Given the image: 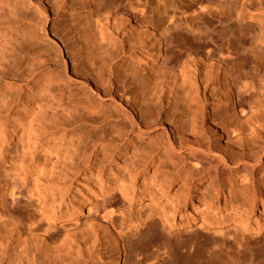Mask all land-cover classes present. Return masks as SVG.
Here are the masks:
<instances>
[{
  "label": "bare ground",
  "instance_id": "1",
  "mask_svg": "<svg viewBox=\"0 0 264 264\" xmlns=\"http://www.w3.org/2000/svg\"><path fill=\"white\" fill-rule=\"evenodd\" d=\"M89 1L90 0H84V3L88 4ZM127 1L128 6L126 8L117 9L114 6L115 4H101L94 9L89 8L92 18L86 19V26L82 29L83 46L86 47H83V49L80 48L82 49L81 52L78 51L75 55H79L82 51H85L87 54L86 61L81 65V71L85 75L82 78L84 88L86 90L88 89V92H91L93 99L96 101V98L100 100H110L112 104H114L115 109L125 118V125L129 126L131 132L141 134L142 136L151 135L153 127H155L159 121L164 125L160 112L155 116L147 114V112H150V109L146 106V102L151 104L152 101H156L157 105L168 101L173 103L175 100H181V96H183L184 99L194 101L200 90H217V93L225 104L231 103V118L226 115L220 117L210 105H208L207 108L209 109L208 119L210 125L206 130L204 125L197 123L196 120L184 122L182 118H177L170 125L169 131L172 134V138H170L171 145L166 149L170 157H180L181 155L187 154L191 155L190 163L193 164V169L198 175H204L203 171L206 169L207 163L214 162L219 164L220 166L215 176L213 175L211 177V184L214 185V193L208 199L202 196L201 192L206 190L207 187L201 186L200 184L194 192L192 189L187 191L183 197H175L173 199L172 213H178L181 205L187 207L191 204L193 208L196 204L201 202H207L212 214L216 212L215 206H212V204L215 203V199L218 201L219 197L224 193L223 178L221 177L222 175H219V171L227 170L228 166L231 164V166L237 168L229 178L231 185V211L239 216H244V220L240 222L239 225L244 232H248L251 238H257L264 233L263 52L261 51L262 54L259 53V55L252 58L237 57L234 52L235 48L232 50L233 47L230 48V46L223 48V51V49H221L223 44L219 51H211L209 49L207 53L196 52V54H198L195 55L194 58H191L193 55L187 56V65H182L181 63L183 61H178L172 67L167 68V66H164L162 70H165V74L158 78L153 76L151 74L152 72L148 71L146 67L142 65L143 63L149 64L153 71L161 65L163 66V61L165 60V51L161 40L157 39L158 37L155 35L156 28H154V26L156 22L153 19V15L155 11L157 13L162 10V22L169 21L176 23L181 21V16L184 20L183 15L188 11L186 12L179 7L180 5L177 6V4L172 3L171 5H168L169 3H163V6H160L162 4H158L159 6L154 5L155 8L151 7V10H149L148 5L150 4V0H144L145 2L142 0ZM156 1L157 3L159 2L158 0ZM178 1L179 0H174L175 3ZM230 1L231 0H196V5H192V7L206 9L209 11V16L219 17L221 21L226 17V13L225 16L222 15L223 18L220 19L221 13L220 16L216 14L213 15V10L215 9L216 13L219 10V12L222 10L224 11L223 8H225V5L229 7L228 4ZM251 1L252 2L248 1L247 5H251L252 3L264 5V0ZM151 2H153V0ZM241 2L246 3L247 0H242ZM17 4L19 6L27 4L30 7H36L39 17L43 21L42 30L45 31V33L46 29H44V25L47 24L49 19V0H0V103L2 105H6L7 99H9V93L11 89H13L14 82H18L14 80L17 76L16 72L22 69V67H19L20 64L17 58L12 62L11 58L7 56L10 42L14 41L22 33L20 28L23 17L21 15L17 17L15 14ZM186 8L188 9V6ZM230 8L231 7H229V9ZM229 9L226 8L227 11ZM192 10L193 15H195L197 9L194 8ZM229 13L231 12L229 11ZM139 14L141 17H139ZM12 17H15V20L7 21ZM195 19H197V17ZM211 19L215 20L214 18ZM224 20L226 21V19ZM186 24L187 22L185 25ZM194 24H192V26ZM188 26H191V24L189 23ZM197 26L195 25V27ZM129 27L132 30V37L130 39L120 38L119 34ZM193 27L191 30L194 29L193 31H198V27L197 29ZM261 32L262 31H260V33ZM260 33L259 35H261ZM262 35H264V32ZM259 37H257L256 41H258ZM254 38H256V36ZM53 43L56 45L55 54L52 56L53 61L67 69L71 47L66 44V40L63 37L59 41L53 40ZM255 50H257V48H255ZM94 51H101L104 55L105 59H102L103 61H101L100 65L92 61L91 56H93L92 54ZM74 60H76V58ZM117 62H119L120 68H117ZM34 64H36V62ZM29 65L31 68L33 67L32 64ZM11 66H13L12 70ZM41 68L42 66L32 68L31 75H37V79L34 81L29 91L28 98L26 100H19L18 108L14 113L8 115L12 118L13 131L10 132L11 138H16L24 134L21 136L23 148L25 149V153L27 152L31 158H33L37 152H46L49 141L56 142L60 137L57 136L58 132L61 131L58 129H52L53 131H49V129L46 130L44 126L47 125L49 127L50 124H45L42 129L46 131L43 132L40 128L42 135H39L37 134L40 133L39 128H35L38 127L35 126V123L42 125L47 120H51V118L53 119L54 117V112H51L50 107V112H45L47 110L41 109L40 104L42 101L36 100L37 95L45 91L43 84L44 80H49V82L52 80L49 76H42ZM129 72H131L130 76L127 74ZM142 72H147L148 80H150L149 82L141 75ZM128 76L129 78H127ZM129 79H132V83H134L133 87L127 86V81ZM59 88L61 89V87ZM146 92L148 93L147 97L150 99L145 97ZM43 111L45 113L44 115L42 114ZM146 115L149 116L147 117ZM150 116L151 118H149ZM148 119L151 121L148 122ZM64 127L67 126L65 125ZM232 135H236V137L232 138ZM222 137L227 139V147L225 148H221L218 144L219 139ZM235 141L237 143H235ZM134 142L135 140L133 139L131 146ZM228 145H231V150L228 149ZM184 150L187 154H183ZM64 158L65 163L67 162L66 159L68 160V166L70 165L73 167L75 172L78 171L71 154L67 155L66 153ZM65 167H67L66 164ZM116 169L115 172L110 173L112 174V178L107 177L106 179H104V174H97L94 176L92 170H90L89 175H85L82 179V183L78 184L79 188L74 191L65 205L60 202L56 207L55 205L49 207L45 206L46 203L43 194L48 190L46 189L48 185L45 183L44 185L34 184V189L26 192L25 199H27V201L23 205L16 203L15 207H12L8 205L4 197L0 196V256L3 254L2 259H0V264H66L68 261L87 252L89 244H91L92 248L97 243L101 245L99 231H103L104 238H107L108 242L112 244L111 247L113 252V255L108 257L103 264L226 263L218 257L217 259H211L209 256L211 250H216V246H218L219 249V245L222 244L220 243L214 246L216 244V241L213 240L214 238H211L212 240L200 242L197 248L192 252L189 250L183 251L185 247L178 246L174 251V262L171 260L170 263L166 262L162 256V252L167 253L170 251L168 249L169 246L164 243L157 245L156 253L147 255L142 259L139 257V260L137 259L134 263L131 262V259L127 261L128 254L124 243V224L113 218L112 211L106 212L108 206H104L103 212L106 213L100 217V220L97 221L96 224L92 225L90 231L86 230L82 233H75L74 228L69 227L68 223L78 222L82 215L88 214L93 209V207L90 206L91 203L98 197L101 198L102 195L106 194L105 189L108 188L107 185L112 184L115 180L124 183L125 179L122 177L120 179L117 178L118 169H120V167L118 168L117 166ZM136 169L137 174L148 172L151 169V164L141 165ZM153 173L155 174V172ZM201 177L203 176H200L198 180L204 179ZM48 179L46 183L53 181L50 177ZM147 179L152 181L154 178H145L144 181ZM36 183H38V180ZM144 186L146 189L141 192L132 190L133 187L131 190L126 186L121 187L118 188L119 193L117 194L129 199L130 202L136 201L141 207L149 205V203H155L153 197L149 198L147 195L149 191L147 186ZM43 188L44 190H42ZM236 191H247L252 199L251 202L243 198V203L238 208L237 201L232 199V195ZM8 195L9 197L14 196L12 193H7V196ZM35 197L37 198L36 200ZM144 198H148L149 202H143ZM257 199L261 201L260 206H257L255 202ZM12 203H14V201H12ZM109 205L112 207L111 204ZM213 205L217 206V204ZM34 206H37L36 213L31 212L26 216L21 215V210L28 212L29 209H32ZM217 207L218 209L220 208L219 205ZM236 207L238 210H236ZM162 210V215L165 217L166 223L170 225V227L205 228L214 231L216 234H223L225 233L223 228L230 225V223L226 221H219L216 223L208 221V218L205 217L208 212L205 211L203 219L197 224H194L195 218L187 215L186 217L190 219V221L177 226L174 224L175 216H170L169 214H171V212L167 211L165 208H162ZM5 217L8 218L6 221H4ZM211 217H214V215H211ZM57 224L61 228H57ZM236 225L237 224H231V227L233 228ZM9 227H11V230H9ZM53 230L55 232H52ZM157 236V230L152 229L150 233L138 238V242L147 241L153 243L156 242L155 238ZM14 238L23 239L25 249H23V247L22 251H17L16 247L12 245ZM225 243L226 242L222 244V249H226V247L229 249L232 247L231 244L233 242H229L224 246ZM233 245L235 246L234 243ZM236 246H238L237 243ZM213 247L216 248L213 249ZM138 248L133 250V254H135L136 257L141 256L140 249L138 250ZM137 251H139V253H137ZM212 253L210 252V255ZM101 255L102 254L99 252L98 258L102 261L103 258ZM92 264H94V262Z\"/></svg>",
  "mask_w": 264,
  "mask_h": 264
},
{
  "label": "rangeland",
  "instance_id": "2",
  "mask_svg": "<svg viewBox=\"0 0 264 264\" xmlns=\"http://www.w3.org/2000/svg\"><path fill=\"white\" fill-rule=\"evenodd\" d=\"M142 1L145 2L144 0ZM151 1L152 8L158 4L163 6V3H169L168 5L172 3L177 4V6L180 5V8L186 12L188 11L183 15L184 20L181 16V21L170 22L167 25L161 21L163 19L162 10L158 11L160 13L155 11L156 14L154 13L153 19L156 22L155 26L158 27L154 26L156 28L155 35L158 37L157 39L161 40L165 51V60L163 61V66L161 65L153 71L149 64H142L143 67L152 72L153 76L159 78L165 74V70H162L164 66H167V68L172 67L178 61H183L181 64L187 65V56L193 55L191 58H194L198 53L209 52V49L211 51H219L223 44L221 49L230 46V48L233 47L232 50L235 48L234 52L237 57L252 58L259 55V53L262 54L261 51L264 54V37H262L264 36L262 35L264 32V5L256 3L247 5L248 1L252 2L251 0H247L246 3H242V0H231L228 4L231 7L230 9L225 5L224 11L219 12V10L216 13L215 9L213 10V15L220 16L221 13L220 19L226 13V17L220 21L219 17L209 16L208 10L199 12V15H193L192 9H197L196 12L199 10L198 7H192V5H196V0H193L194 2L192 0H181L182 2L179 0L176 3L174 0H158V3L154 0V4ZM101 4H115L114 6L119 9L126 8L128 1L90 0L88 4H85L84 0H49V19L47 24L44 25L46 33L42 30L43 21L40 19L36 7H30L27 4L19 6L17 4L15 14L17 17L19 15L23 17L20 28L22 33L14 41L10 42L7 56L11 58L12 62L17 58L20 64L19 67H22V69L16 72L17 76L14 80L18 82H14L6 105L0 103V196L4 197L8 205L12 207H15L16 203L23 205L27 201L25 199L26 192L34 189L33 186L36 184L44 185L45 183L48 185L46 188L48 189L47 192L43 194L45 206L55 205L56 207L60 202L65 205L74 191L79 188L78 184L82 183L85 175H89L90 170H92L94 176L104 174V179H106L107 177L112 178L110 173L115 172L118 166L120 169H118L117 178L120 179L122 177L125 179L124 183L115 180L112 184L107 185L106 194L91 203L90 206L93 209L88 214L82 215L78 222L68 223L69 227L74 228L75 233L90 231L92 225L96 224L104 213L112 211L113 218L124 224V243L128 254L127 261L131 259V262L134 263L139 257L142 259L147 255L156 253L157 245L164 243L169 246L168 249L170 251L167 253L162 252L161 254L165 261L170 263L173 260L175 261L173 256L175 255V248L178 246L185 247L183 251L189 250L192 252L200 242L214 238L213 240L216 241L214 246L224 242H226L224 246L229 242H233L235 246L232 243V247L229 248L231 250L227 247V250L222 249V244L219 245V249L218 246H216V250L214 249L216 247H213L214 250L210 251L211 253L213 252V255H210L209 252L211 259H217L218 257L224 263L226 262L225 264H264V233L257 238H251L248 232H244L239 225L244 220V216H239L231 211V185L229 178L236 171L237 168L235 166L230 164L227 170L219 171V175H222L221 177L223 178L224 195L222 194L218 201L214 200L215 203L213 204L219 205V209L216 205L210 203L215 206L216 212L212 214L207 202H201L193 208L191 204L187 207L181 205L178 213H174L175 215L172 213L173 199L175 197H183L189 190L193 189L194 192L200 184L207 187L206 190L201 192V195L207 197V199L210 198L214 193L211 177L215 176L220 165L214 162L207 163L206 169L203 171L204 175H198L193 169V164L190 163L191 155L187 154L185 150L183 154L186 153L187 155L170 157L166 152V149L171 145L170 138H172V134L169 131L170 125L175 119L182 118L184 122L196 120L197 123L203 124L206 130L210 125L208 105L212 106L220 117L226 115L231 118V103L225 104L217 90L210 89L207 91L200 90L194 101L184 99L181 96V100H175L173 103L168 101L157 105L156 101H152L151 104L146 102V106L150 109L147 114L155 116L160 112L164 125L159 121L153 127L151 135L142 136L131 132L129 126L125 125V118L115 109L114 104L110 100L96 98V101L93 99L91 92L84 88L82 78L85 75L81 71V65L86 61L87 54L85 51L80 53L83 47H86L83 46L82 29L86 26V19L92 18L90 9H94ZM187 6L188 9L186 8ZM226 8L229 10L227 11ZM186 17L189 19L187 20ZM196 17L197 19H195ZM9 20L13 21L15 17L9 18L7 21ZM184 22H187V24L185 25ZM189 23L191 26H188ZM192 24H194V27L198 25V31L191 30ZM130 27L119 34L120 38L130 39L132 37ZM197 27L195 28L197 29ZM186 28L190 31H186ZM260 31L262 32L260 33ZM255 36L256 38H254ZM62 37L66 40V44L71 47L67 69L52 59L56 50L53 40L59 41ZM242 37L247 39L244 40ZM257 37L261 38V42L259 39V42L256 41ZM78 51H80V54L75 56ZM196 52L198 53L196 54ZM92 55V61L97 65H100L101 61L105 59L101 51H94ZM75 58L76 60H74ZM35 62L36 64H34ZM29 64H32V68L42 66V76H49L52 79L50 80L51 82L44 80L45 91L42 94H38L36 100L42 101L40 104L41 109L47 110L45 112H50L49 110L51 109V112H54V117L51 120H47V123L42 124L41 122L42 125L35 123V126H38L35 128H39L40 132L43 125L50 124L49 127L45 125L44 129L46 127V130L49 129V131L61 130L58 132L57 136L60 137L57 141L52 142L50 140L48 148H46L47 151L34 153L35 156L33 158L27 152L25 153L23 148L21 136L24 134L20 133L19 137L11 138L10 132L13 131L12 118L8 116L18 108L19 100L28 98L29 91L37 79V75H31L33 69ZM12 68L13 66H11V70ZM117 68H120L119 62H117ZM127 74L130 76L131 72ZM141 75L145 77L147 82L150 81L148 80L147 72H142ZM127 82L128 87L134 86L132 79ZM147 96L148 93L146 92L145 97ZM147 99L150 98L147 97ZM42 114H45L44 111ZM146 116L148 117L149 115ZM149 121L151 120L148 119ZM65 125L67 127H64ZM44 129L41 131H46ZM41 133L37 134L40 135ZM235 137L236 135H232V138ZM133 139L135 142L131 146ZM235 143L237 142L235 141ZM218 144L221 148L227 147V139L225 137L220 138ZM231 148V145H228V149L231 150ZM66 153L67 155L71 154L78 171L75 172L73 167L68 166L67 159V162H64ZM64 163L67 167H65ZM148 163L151 164L150 171L136 173L138 166ZM200 176H203L201 178L204 179L198 180ZM49 177L53 181L46 183ZM145 178H154V181L148 179L144 181ZM37 180L38 183H36ZM144 185L149 190L147 195L149 198L153 197L155 203H149V205L141 207L136 201L130 202L129 199L117 194L119 193L118 188L125 186L130 190L133 187L132 190L141 192L146 189ZM7 193H12L14 196L9 197ZM165 193L167 194L164 195ZM243 198L249 202L252 200L247 191H236L232 195V199L238 203V208L243 203ZM148 200V198H144L143 202ZM255 202L257 206H260V199ZM104 206H108L106 212H103ZM237 207L236 210H238ZM162 208L170 211V216H175L174 224L177 226L190 221L186 217L187 215L195 218L194 224H197L203 219L205 211L208 212L205 216L208 221L215 223L226 221L230 225L223 228L225 230L223 234H216L214 231L205 228L170 227L162 215ZM36 211L37 206H34L28 212L21 210L20 213L26 216L31 212L36 213ZM210 214L214 215V217H211ZM7 219L5 217L4 221ZM231 224L237 225L232 228ZM56 227L61 228L58 224ZM152 229H156L158 233L155 238L156 242L143 241L139 243L138 238L150 233ZM9 230H11V227H9ZM52 232L55 231L53 230ZM99 232L101 245L97 243L92 248L91 244H89L87 252L68 261L66 264H92L93 262L94 264H103L108 257L113 255L112 244L108 242L107 238H104L103 231ZM23 241V239L14 238L12 245L20 252V250L25 249ZM236 243L238 246H236ZM137 248L138 250L140 249L141 253V256L138 257L133 254V250ZM99 252L102 254V261L98 258ZM2 255L0 259H2Z\"/></svg>",
  "mask_w": 264,
  "mask_h": 264
},
{
  "label": "snow or ice",
  "instance_id": "3",
  "mask_svg": "<svg viewBox=\"0 0 264 264\" xmlns=\"http://www.w3.org/2000/svg\"><path fill=\"white\" fill-rule=\"evenodd\" d=\"M153 2H154V0H153ZM148 7H149V10H151L152 5L149 4ZM204 11H206V9L201 8V9L198 10V12H197L195 15H199V12H204ZM164 23L167 25V24H169L170 22H169V21H164ZM170 30H172V29H170ZM185 30H186V31H190V30L187 29V28H186Z\"/></svg>",
  "mask_w": 264,
  "mask_h": 264
}]
</instances>
